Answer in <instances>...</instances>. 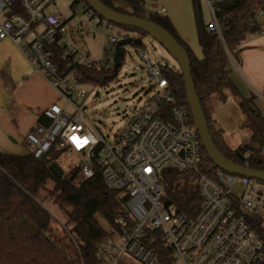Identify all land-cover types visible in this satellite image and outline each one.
Here are the masks:
<instances>
[{"label": "built area", "instance_id": "built-area-1", "mask_svg": "<svg viewBox=\"0 0 264 264\" xmlns=\"http://www.w3.org/2000/svg\"><path fill=\"white\" fill-rule=\"evenodd\" d=\"M200 1L208 12L206 30L223 41L221 5L234 0ZM55 2L0 0V42L11 41L32 70L65 100L64 107L53 103L46 108L42 119L26 135L30 154L40 159L54 149L72 152L78 157L84 177L92 178L99 169L105 185L126 197L114 218L120 245L111 237L107 239L97 254L100 262L121 264V259L128 257L141 264H262L264 242L248 222L251 216L264 218V194L258 191V181L219 169L215 177L203 175L199 179L203 205L196 217L189 218L175 206H167L163 201V171L187 172L202 164L203 145L191 112L175 104L162 67L152 64L145 52L139 51L147 69L142 83L149 82L156 90L113 140L102 136L77 105L86 92L78 88L81 76L76 69L81 65L97 71L115 67L114 55L122 39L115 25L79 3L78 12L83 11L88 18L80 34H88L91 22L109 29L111 35L103 49L104 63L83 61L68 46L63 17L48 11ZM165 13L166 9L158 12ZM263 14L264 7L257 15ZM263 33H248L238 49ZM57 46L65 49L67 66L77 64L76 69L61 71L56 61ZM68 106L74 108L73 113L66 111ZM260 156L264 160V144ZM250 157L251 152L244 153L242 167L250 169ZM236 186L245 190L236 192Z\"/></svg>", "mask_w": 264, "mask_h": 264}, {"label": "trees", "instance_id": "trees-1", "mask_svg": "<svg viewBox=\"0 0 264 264\" xmlns=\"http://www.w3.org/2000/svg\"><path fill=\"white\" fill-rule=\"evenodd\" d=\"M101 1L122 14L147 19L146 0ZM79 3L86 4L84 0H76L74 5ZM123 3L129 6L130 11L121 6ZM192 5L198 42L203 53L201 59L196 57L168 18L157 13L148 19L166 29L187 52L196 91L217 148L241 166L244 165V153L251 152L249 168L264 171V160L260 156L264 144V117L254 98L244 97L230 76L231 59L239 60L240 40L248 33L262 31L257 13L264 7V0H234L222 4L219 17L223 20V41L217 34L206 30L201 1L192 0ZM119 28L123 31L121 39L131 38V33L135 34L134 39L141 38L142 41L148 37L134 28ZM132 46L141 49L143 42ZM123 48L119 70L125 60ZM55 52L61 71H67L69 67L64 60L65 49L57 46ZM162 69L175 104L190 112L180 69L169 66ZM118 72H115L114 66L101 71L83 65L76 69V73L81 76V84L103 87L113 81ZM229 94L236 99L244 115L242 127L252 133L250 139L236 150L229 148L221 132L214 129L207 107L211 99L225 103ZM69 154L73 153L54 149L43 158L36 159L30 153L17 156L0 152V264H102L97 257L99 248L112 233L119 232L114 218L116 212L123 208L126 197L105 185L99 169L90 179L84 177L80 163L65 171L60 161ZM51 165L62 169L60 179L51 172ZM218 170L204 148L202 164L196 169L187 172L164 170V203L175 206L189 218L196 217L203 205L199 179L203 175L215 177ZM50 184H53L52 190H48ZM46 191L47 195L44 196ZM47 200L67 215L65 224L61 225L45 209L43 205ZM53 221L58 222L57 227L66 236L65 241L53 234ZM248 222L264 242V218L251 216Z\"/></svg>", "mask_w": 264, "mask_h": 264}, {"label": "rangeland", "instance_id": "rangeland-1", "mask_svg": "<svg viewBox=\"0 0 264 264\" xmlns=\"http://www.w3.org/2000/svg\"><path fill=\"white\" fill-rule=\"evenodd\" d=\"M75 1L56 0L49 7L48 11L61 15L65 20L69 48L74 49L83 61L104 63L103 49L105 44L111 39L110 31L107 28L96 26L89 22L92 28H88V34L81 35L80 29L86 27L85 23L88 22V18L83 11L78 12L77 5H74ZM121 6L130 11L129 6L126 4L123 3ZM162 8L168 10V16H173L177 26L176 29H180V31H177L180 37L186 41L196 57L201 59L203 53L198 42L192 0H146L145 17L147 19L150 18ZM202 9L203 20L207 23L209 20L207 9L204 7ZM116 29L121 38L123 31L118 26H116ZM131 37H135V34L131 33ZM139 51L145 52L148 60L154 65L163 68L168 64L172 69H179L178 63L162 46L151 37H144L143 47L141 49H136L131 44L125 46L124 63L117 77L107 86L78 85L80 90L86 92V97L80 99L77 105L84 111L86 117L94 123V126L99 130L101 135L108 140L115 138L126 120L132 114L136 113L144 105L148 97L156 90L151 83H142L147 77V69L145 61L139 55ZM74 102L76 103V99H74ZM56 103L64 107L65 100L59 98ZM66 111L73 113L74 108L68 106L66 107ZM77 163L79 161L75 154L64 156L60 161V165L65 171L69 167H75ZM257 186L260 195L264 194V184L257 182ZM49 189H53V184L48 186ZM234 190L241 192L245 188L243 186H236ZM45 195H47V191L44 193ZM43 206L61 225L66 223L67 215L50 201L47 200L44 202ZM58 222H54L53 234L65 241L66 236L57 227ZM111 239H113L114 243L120 245L121 236L118 233H112ZM121 264L141 263L132 258L123 257Z\"/></svg>", "mask_w": 264, "mask_h": 264}, {"label": "crops", "instance_id": "crops-1", "mask_svg": "<svg viewBox=\"0 0 264 264\" xmlns=\"http://www.w3.org/2000/svg\"><path fill=\"white\" fill-rule=\"evenodd\" d=\"M160 16L168 18L176 29V22L173 16H168L167 9ZM258 22L264 32V14L258 17ZM176 31L180 29L177 28ZM230 70L231 79L242 95L246 98L253 97L264 117V33L240 50L238 61L231 59ZM58 99V92L41 74L32 70L11 41L0 42L1 153L28 155L30 152L25 142L26 135L42 119V112ZM208 103L212 125L216 131L221 132L229 148L236 150L250 139L252 133L242 127L244 115L232 95H228L225 103H219L215 99Z\"/></svg>", "mask_w": 264, "mask_h": 264}, {"label": "water", "instance_id": "water-1", "mask_svg": "<svg viewBox=\"0 0 264 264\" xmlns=\"http://www.w3.org/2000/svg\"><path fill=\"white\" fill-rule=\"evenodd\" d=\"M84 2L100 17L106 19L111 24L119 27H130L140 30L148 37L154 39L168 52V54L179 65V69L184 79L187 103L192 115V119L201 138L203 148L205 149L209 159L218 169L223 170L226 173L243 176L248 179H253L264 183V171H257L242 167L241 165H238L228 159L217 148L192 78L190 58L184 48L176 41V39L166 29L150 21L149 19L122 14L106 6L101 0H84ZM142 42L143 41L141 38L134 39L132 37L122 39L118 42L116 53L114 55L115 72H118L119 67L121 66V58L124 55L123 47L130 44L141 45ZM77 67V64H73L69 67L66 73H69L71 70H74ZM166 67H168V64H166ZM50 170L55 177L59 179L62 177L63 171L57 165H51ZM262 264H264V261Z\"/></svg>", "mask_w": 264, "mask_h": 264}]
</instances>
